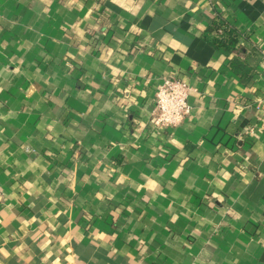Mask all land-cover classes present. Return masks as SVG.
I'll return each mask as SVG.
<instances>
[{
    "label": "crops",
    "instance_id": "0c3cea01",
    "mask_svg": "<svg viewBox=\"0 0 264 264\" xmlns=\"http://www.w3.org/2000/svg\"><path fill=\"white\" fill-rule=\"evenodd\" d=\"M261 45L264 0H0V264H264Z\"/></svg>",
    "mask_w": 264,
    "mask_h": 264
},
{
    "label": "built area",
    "instance_id": "2783aa9c",
    "mask_svg": "<svg viewBox=\"0 0 264 264\" xmlns=\"http://www.w3.org/2000/svg\"><path fill=\"white\" fill-rule=\"evenodd\" d=\"M264 70V45L259 47ZM191 87L177 79H163L155 93L152 122L156 129L165 130L181 126L191 115L189 103Z\"/></svg>",
    "mask_w": 264,
    "mask_h": 264
},
{
    "label": "trees",
    "instance_id": "16d2710c",
    "mask_svg": "<svg viewBox=\"0 0 264 264\" xmlns=\"http://www.w3.org/2000/svg\"><path fill=\"white\" fill-rule=\"evenodd\" d=\"M242 39L243 36L237 29L220 19L212 23L206 36V40L223 54L235 55L230 60V65L236 73L242 74L243 79L248 81L252 79L249 75L251 73V69L248 67L250 63L245 56L239 53L241 51L239 43Z\"/></svg>",
    "mask_w": 264,
    "mask_h": 264
}]
</instances>
